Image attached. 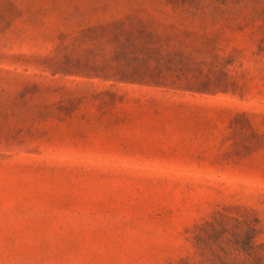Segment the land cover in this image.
I'll return each instance as SVG.
<instances>
[{"label":"rangeland","instance_id":"1","mask_svg":"<svg viewBox=\"0 0 264 264\" xmlns=\"http://www.w3.org/2000/svg\"><path fill=\"white\" fill-rule=\"evenodd\" d=\"M248 225L264 0H0V264H232Z\"/></svg>","mask_w":264,"mask_h":264},{"label":"trees","instance_id":"2","mask_svg":"<svg viewBox=\"0 0 264 264\" xmlns=\"http://www.w3.org/2000/svg\"><path fill=\"white\" fill-rule=\"evenodd\" d=\"M256 230L247 226L245 239L232 249L233 254L229 260L232 264H264V247L253 243Z\"/></svg>","mask_w":264,"mask_h":264}]
</instances>
